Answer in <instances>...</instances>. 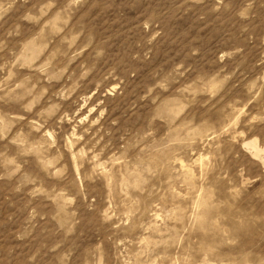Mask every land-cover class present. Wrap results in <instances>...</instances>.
Returning a JSON list of instances; mask_svg holds the SVG:
<instances>
[{"label":"rangeland","instance_id":"obj_1","mask_svg":"<svg viewBox=\"0 0 264 264\" xmlns=\"http://www.w3.org/2000/svg\"><path fill=\"white\" fill-rule=\"evenodd\" d=\"M255 139L264 0H0V264H264Z\"/></svg>","mask_w":264,"mask_h":264},{"label":"bare ground","instance_id":"obj_2","mask_svg":"<svg viewBox=\"0 0 264 264\" xmlns=\"http://www.w3.org/2000/svg\"><path fill=\"white\" fill-rule=\"evenodd\" d=\"M247 146L250 150H252L253 154L264 164V149L259 146L258 141L256 139L251 140Z\"/></svg>","mask_w":264,"mask_h":264}]
</instances>
